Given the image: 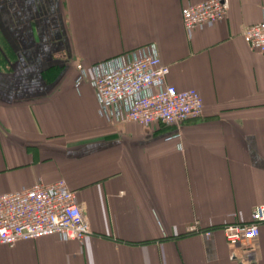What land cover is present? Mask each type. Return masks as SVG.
I'll use <instances>...</instances> for the list:
<instances>
[{"label": "crops", "instance_id": "0c3cea01", "mask_svg": "<svg viewBox=\"0 0 264 264\" xmlns=\"http://www.w3.org/2000/svg\"><path fill=\"white\" fill-rule=\"evenodd\" d=\"M200 1L0 0V192L63 179L91 230L0 244V264H264V224L235 247L221 229L264 202V53L242 38L264 0H228L187 34L181 7ZM148 43L169 84L200 93V117L110 123L75 87L77 62Z\"/></svg>", "mask_w": 264, "mask_h": 264}, {"label": "built area", "instance_id": "2783aa9c", "mask_svg": "<svg viewBox=\"0 0 264 264\" xmlns=\"http://www.w3.org/2000/svg\"><path fill=\"white\" fill-rule=\"evenodd\" d=\"M228 0H204L181 7L182 25L187 34L197 27L211 26L227 15ZM245 43L264 53V19L242 31ZM78 71L75 87L87 81L94 90L97 114L110 123L134 121L144 126L180 125L202 115L203 101L195 88L179 89L166 80L169 67L163 63L155 43H148L121 54L92 63ZM175 131L171 138H178ZM264 224V202L255 205L246 222L221 226L230 246L248 244ZM187 230L209 235V228L197 222ZM54 234L61 240L81 241L91 234L75 191L65 180L34 182L15 191L0 192V244Z\"/></svg>", "mask_w": 264, "mask_h": 264}]
</instances>
